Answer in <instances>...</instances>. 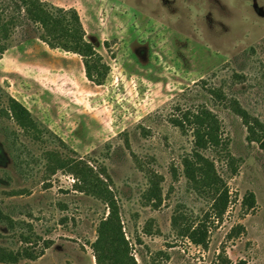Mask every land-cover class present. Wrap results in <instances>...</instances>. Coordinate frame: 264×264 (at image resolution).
Masks as SVG:
<instances>
[{
  "label": "rangeland",
  "instance_id": "374dc122",
  "mask_svg": "<svg viewBox=\"0 0 264 264\" xmlns=\"http://www.w3.org/2000/svg\"><path fill=\"white\" fill-rule=\"evenodd\" d=\"M13 1L7 0L9 13L17 15ZM42 1L78 13L86 41L109 71L98 86L80 56L49 48L31 22L12 29L0 55V108L15 98L37 129L0 113V211L10 219H0V247L18 251L29 235L36 250L47 240L53 245L38 260L18 264H96L91 245L109 207L79 191L71 162L82 160L113 192L137 264H264V151L209 93L221 87L264 122V0ZM199 104L218 115L237 159L233 175L214 151L205 152L229 188L222 220H214L212 201L183 175L192 134L170 122L177 108ZM49 153L67 166L57 167ZM139 165L158 174L157 207L146 198L149 183ZM249 192L252 210L242 204ZM176 213L205 225V247L178 235ZM236 226L244 230L230 237Z\"/></svg>",
  "mask_w": 264,
  "mask_h": 264
},
{
  "label": "trees",
  "instance_id": "16d2710c",
  "mask_svg": "<svg viewBox=\"0 0 264 264\" xmlns=\"http://www.w3.org/2000/svg\"><path fill=\"white\" fill-rule=\"evenodd\" d=\"M13 5L17 15L9 13L11 4H8L7 0H2V4L0 0V33H2L0 55L9 49V44L6 42L12 29L22 20H26L37 27L40 33L39 39L49 48L80 56L86 77L90 82L98 86L104 84L109 67L95 48L86 41L85 29L74 9L55 7L42 0H14ZM209 93L213 101L223 102L240 117L248 132L247 140L250 143H257L264 151V122L250 115L237 99L228 98L221 87H213ZM177 110L178 114L170 118L171 124L182 134L191 133L193 137L192 151L182 157L183 175L193 191L212 201L210 214L214 220H222L230 205V192L215 162L206 156L205 152L214 151L225 161L233 175L238 172L237 159L231 154L228 141L223 139L222 123L213 110L203 104H199L196 108H177ZM0 113L14 119L27 131L37 129V122L31 112L13 97H9L7 108H0ZM48 155L56 157L57 167L67 166L68 161L60 159L57 154L49 153ZM71 164L77 179L81 182L79 191L105 202L109 207L108 218L101 222L97 231V240L91 245L96 264H137L122 232L117 203L109 185L87 162L79 160ZM139 167L145 173L149 183L146 198L152 207H157L162 203L159 182L155 181L158 174L145 170L141 165ZM172 174L176 176L175 170H172ZM242 204L249 210L254 209L255 195L249 192ZM0 219L10 221L1 211ZM172 226L178 231L179 236L189 239L195 245L206 246L208 230L203 223L195 227L188 223L187 218L176 213L172 219ZM243 230V226L234 227L230 237L235 233L240 234ZM22 242L24 246L18 251L0 247V263L18 264L23 259L36 261L53 245V240H47L43 242L42 249L36 250L38 242L29 235H23Z\"/></svg>",
  "mask_w": 264,
  "mask_h": 264
}]
</instances>
